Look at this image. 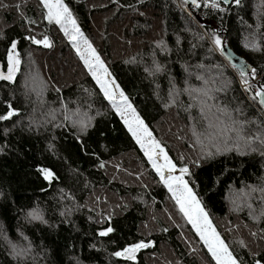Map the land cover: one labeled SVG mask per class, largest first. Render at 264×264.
Masks as SVG:
<instances>
[{
  "label": "trees",
  "instance_id": "1",
  "mask_svg": "<svg viewBox=\"0 0 264 264\" xmlns=\"http://www.w3.org/2000/svg\"><path fill=\"white\" fill-rule=\"evenodd\" d=\"M64 2L153 137L189 168L185 179L240 264H264V144L255 139L264 112L212 42L215 33L255 69L245 79L264 86V0ZM44 11L39 0H0L1 71L13 40L21 60L15 80L0 81V114L8 104L18 111L0 121V264H214ZM45 35L51 47L25 39ZM225 141L231 150L216 154ZM141 241L151 246L134 261L114 255Z\"/></svg>",
  "mask_w": 264,
  "mask_h": 264
},
{
  "label": "snow or ice",
  "instance_id": "2",
  "mask_svg": "<svg viewBox=\"0 0 264 264\" xmlns=\"http://www.w3.org/2000/svg\"><path fill=\"white\" fill-rule=\"evenodd\" d=\"M241 0H235V3L239 5ZM44 11L43 18L50 24L58 25L60 30L68 37L69 42L76 50L77 56L83 62L84 67L88 73L95 80L99 86L104 98L109 101L112 107L116 110L117 114L123 120V123L135 139L136 143L140 146L141 151L147 158L149 164H151L153 170L160 177V182L168 189L171 193V199L175 201L178 211L182 214L188 224L192 226L196 235L207 249L208 254L211 256L214 264H240L238 259L234 256L230 250L229 245L222 239L220 233L216 231V228L212 225V222L208 218L207 212H205L201 201L198 199L193 188L190 187L189 181L185 179L186 176L190 175V170L187 166L177 169L176 164L172 159L169 158L168 153L164 147L161 146L160 142L153 137L151 131L145 124L144 120L141 119L136 109L129 102V98L120 89V86L114 79H111V73L105 67L104 61L101 60L96 49L88 42L84 37L80 28L77 25V21L74 18L64 0H39ZM191 3L195 7H200L198 0H191ZM205 7L209 6L208 0H205ZM217 0H211V7L217 8ZM30 40L32 44L42 45L45 48L51 47V41L48 36L45 35L42 39H37L35 36L25 37ZM213 44L217 49L224 53L221 39L213 33ZM16 40L11 42L10 47L7 49L6 60H7V71H0V81L12 82L16 78V73L19 71L21 60L20 54L17 52ZM245 47H249L246 43ZM254 50L255 45L251 46ZM235 67V65H233ZM243 65L240 69V76L242 82L248 85V80L245 79L246 72ZM254 74L255 69H251ZM247 90V89H246ZM190 91H199L192 89ZM258 99V103L264 108V86H261L255 92L253 99ZM7 112L0 114V121L11 119L13 116L18 114V111L12 107L11 104L7 106ZM69 116H65V119H69ZM75 123V122H74ZM82 130L86 129L87 122L84 120L79 121ZM232 131V129H225L224 133ZM255 139L260 140L264 144V137L257 136ZM215 140V137H210V141ZM199 142V140H198ZM216 148V154L222 153V151L231 150L228 147L227 141H225L223 148L219 143L213 145ZM206 155L211 156V151L207 152ZM104 165L101 164L100 167ZM179 171V175H173L174 172ZM46 180L54 178V173L49 169H40ZM33 219H42L39 215L38 210H34L29 213ZM113 229L109 227L107 230L100 231V236H107ZM255 235V233H253ZM151 243H145L143 241L132 244L125 247L122 251L114 253L116 257H123L126 260L134 261L136 259V253L143 249L150 247ZM241 246L243 242L241 241ZM15 250V246H13ZM19 254V253H18ZM255 264H261L259 260L255 261Z\"/></svg>",
  "mask_w": 264,
  "mask_h": 264
},
{
  "label": "water",
  "instance_id": "3",
  "mask_svg": "<svg viewBox=\"0 0 264 264\" xmlns=\"http://www.w3.org/2000/svg\"><path fill=\"white\" fill-rule=\"evenodd\" d=\"M185 7L190 8V7H195L192 3L191 0H183ZM221 1L223 4H228L231 0H219ZM224 48V53L222 54L221 51L219 50V54L222 56V58L226 61V63L234 70H236L239 74H240V69L243 65H246L247 67L245 68V72H246V76L250 73V66L247 65L241 58L237 57L236 55H234L227 46L223 45ZM235 65V67L233 66ZM0 71H1V66H0ZM9 84H11V82L9 81H5ZM258 99L257 98V103H258ZM258 105L260 106V104L258 103ZM260 108L262 109V111L264 112V108H262L260 106Z\"/></svg>",
  "mask_w": 264,
  "mask_h": 264
},
{
  "label": "built area",
  "instance_id": "4",
  "mask_svg": "<svg viewBox=\"0 0 264 264\" xmlns=\"http://www.w3.org/2000/svg\"><path fill=\"white\" fill-rule=\"evenodd\" d=\"M175 1H178V0H175ZM202 4H203V7H205L204 6L205 2H203ZM208 4H209V6H207L205 8H213V7H211V0L208 1ZM228 69L231 71V73H232V75H233V77H234V79L236 81V84H237L239 90L241 91V93H242L244 99L246 100V102L250 106H252L253 109H255L257 112H259V109L257 108V106H258L257 99H255V100L253 99V96H254L255 92L257 91L256 88L253 86V83L252 82H248V85H245L242 82V78H241V76L239 75V73L237 71H234V69H232L229 66H228Z\"/></svg>",
  "mask_w": 264,
  "mask_h": 264
},
{
  "label": "rangeland",
  "instance_id": "5",
  "mask_svg": "<svg viewBox=\"0 0 264 264\" xmlns=\"http://www.w3.org/2000/svg\"><path fill=\"white\" fill-rule=\"evenodd\" d=\"M67 38V40L69 41V39H68V37H66ZM71 44V43H70ZM72 45V44H71ZM73 47V46H72ZM74 50H75V48H74ZM75 52H76V50H75ZM79 58V57H78ZM80 59V58H79ZM224 60V59H223ZM81 61V60H80ZM225 61V60H224ZM82 62V61H81ZM225 63H226V61H225ZM82 64H83V62H82ZM227 64V63H226ZM228 65V64H227ZM83 66H84V64H83ZM229 66V65H228ZM230 67V66H229ZM86 69V68H85ZM87 70V69H86ZM91 76V75H90ZM92 77V76H91ZM93 79V78H92ZM94 80V79H93ZM94 82H95V80H94ZM96 83V82H95ZM97 85V84H96ZM98 86V85H97ZM98 88H99V86H98ZM99 90H100V88H99ZM101 91V90H100ZM102 93V92H101ZM102 95H103V93H102ZM103 97H104V95H103ZM108 101V100H107ZM108 103H109V101H108ZM109 105H110V107L112 108V110L115 112V114L120 118V120H121V122H122V124H123V126H124V128L126 129V131L129 133V135L131 136V138L133 139V141L135 142V144L137 145V147L140 149V146L136 143V141H135V139L132 137V135H131V133L128 131V129H127V127L125 126V124L123 123V120L121 119V117L117 114V112H116V110L112 107V105L109 103ZM140 151H141V149H140ZM142 152V151H141ZM142 154L144 155V153L142 152ZM145 157V156H144ZM146 158V157H145ZM146 160H147V158H146ZM148 161V160H147ZM149 163V162H148ZM150 165V167H151V169L153 170V168H152V166H151V164H149ZM177 169H179V168H177ZM154 171V170H153ZM154 173L156 174V172L154 171ZM173 175H179V171L177 170L176 172H174L173 173ZM156 176L158 177V179L160 180V177L156 174ZM164 186V185H163ZM165 187V186H164ZM165 189L168 191V189L165 187ZM168 193L170 194V196H171V193L168 191ZM235 196H236V194H234ZM238 200L240 201V203H241V205H243V204H247V200H246V198L245 197H243V196H241L240 198H238ZM174 201V200H173ZM175 202V201H174ZM190 225V224H189ZM191 226V225H190ZM191 228H192V226H191ZM194 231V230H193ZM195 232V231H194ZM206 249V248H205ZM207 250V249H206Z\"/></svg>",
  "mask_w": 264,
  "mask_h": 264
}]
</instances>
